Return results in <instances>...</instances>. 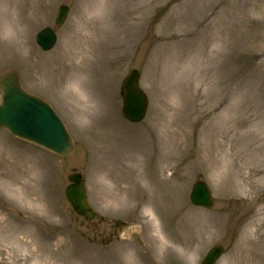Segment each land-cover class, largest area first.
<instances>
[{
	"label": "rangeland",
	"instance_id": "1",
	"mask_svg": "<svg viewBox=\"0 0 264 264\" xmlns=\"http://www.w3.org/2000/svg\"><path fill=\"white\" fill-rule=\"evenodd\" d=\"M35 1L42 4L37 17ZM62 3L71 12L57 28L54 18ZM23 10L32 19L29 27L20 24ZM10 20L16 25L11 29ZM47 26L57 28L59 36L51 53L34 41ZM108 31L115 39L129 35L130 46L118 50L109 75V113L88 100L90 115L84 117L77 109L87 97L63 77V54L79 80L91 79L86 65L97 67L100 61L84 38L99 40ZM55 52L60 62L48 64L44 55L52 59ZM14 68L27 90L57 109L77 151L63 161L38 148L32 152L0 130V263L87 264L81 259L87 252L88 264H201L209 249L223 245L226 253L217 264H264V172L259 171L264 169V121H258L264 98L262 106L256 99L259 88L264 95V0H0V74ZM133 68L141 70L140 84L149 97L142 127L125 123L122 113L121 87ZM99 70L110 72L107 65ZM69 92L79 99H70ZM113 127L128 131L116 138L117 145L135 149L143 141L151 145L148 154L119 151L109 137L103 142ZM26 155L27 169L10 168ZM73 168L85 174L90 203L108 222H86L73 212L64 193ZM198 180L213 192L211 210L189 200ZM41 189L52 196L57 214L47 212L42 195L36 196L41 192L34 194ZM147 208L164 226L167 246L151 228L143 229L151 219Z\"/></svg>",
	"mask_w": 264,
	"mask_h": 264
},
{
	"label": "water",
	"instance_id": "2",
	"mask_svg": "<svg viewBox=\"0 0 264 264\" xmlns=\"http://www.w3.org/2000/svg\"><path fill=\"white\" fill-rule=\"evenodd\" d=\"M136 78V75L134 77L129 78L127 81V87H128V98H130L131 102L133 101V108L136 104L135 101L138 102L137 93L134 88V79ZM132 104L129 108V113H132L133 110ZM32 116L33 121H40L41 123L44 122L43 125L46 128V132L49 134L57 129V123L56 120L51 119L50 115L44 110V106L40 105L39 103L35 102L33 98L26 97L21 92H17L16 85H12L10 87V91L5 92V104L0 106V125H7L10 129L14 130V120H23L25 116ZM34 126H38L37 123H34ZM43 130V129H42ZM58 149H60L59 145H56ZM75 187H71L69 189V195L74 202H81L80 195L76 192ZM83 196V194H82ZM84 198V196H83ZM76 205H79L76 203ZM219 249H216L214 253L211 254L209 260H207V264H211L212 261L218 256Z\"/></svg>",
	"mask_w": 264,
	"mask_h": 264
},
{
	"label": "bare ground",
	"instance_id": "3",
	"mask_svg": "<svg viewBox=\"0 0 264 264\" xmlns=\"http://www.w3.org/2000/svg\"><path fill=\"white\" fill-rule=\"evenodd\" d=\"M7 25V28H9V29H11L12 28V25L9 23V24H6ZM84 41H85V45L86 46H89L91 43L92 44H94V42H91V40H88L87 39V37L86 38H84ZM98 48H99V46H98ZM72 66V65H71ZM72 69H76V68H74V67H72ZM78 72H80L81 73V70H79L78 69ZM66 73H63V77L64 76H67V75H65ZM69 75H70V73H69ZM72 78H74L72 81H74L75 79H77V81H78V84L79 85H77V84H75V85H77L79 88H80V90H82V91H84V92H86V94H87V96H88V98L89 99H94V98H97L100 94H101V91H102V86H100V85H98L97 84V82L94 80V79H88V80H85V81H82L81 79L79 80L78 78H77V76L75 75V74H72V76H71V79ZM69 97H70V99H72V98H74L75 100H76V98L77 97H75V96H73V95H70V94H67ZM77 99H79V98H77ZM262 100H263V95H262V90L259 88L258 89V102L260 103H258V105H260V106H262ZM79 102H81L80 103V108H78V112L79 113H81L82 114V116H84V117H87V116H89L90 115V112H89V105H88V103H86V101H84V100H79ZM86 104H87V106L88 107H86ZM82 107H85V109H83ZM96 107L97 108H101V107H103L102 105H99V103H97L96 104ZM257 110H258V106H257ZM258 112V114H259V110L257 111ZM257 114V115H258ZM258 121H259V123H263V121H264V116H260V115H258ZM262 142H263V144H264V136L262 137ZM181 147V146H180ZM260 149L261 150H264V148H262V147H260ZM264 161V160H263ZM260 172H264V169L263 168H261L260 170H259ZM107 176L109 177L110 176V178H112V176H111V174H109L108 175V173H107ZM113 182L115 183V184H118V180H116V179H113ZM116 188V187H115ZM37 192V191H36ZM117 192H119V191H117ZM50 207L48 208V212L50 211ZM147 212L148 213H150V210L147 208ZM154 219H155V221L156 222H158L157 221V219L154 217ZM151 228V233H153V234H155V235H153L155 238H157L158 239V241L160 242V244L162 245V246H166V244H167V237H166V235H165V228H164V226H162V224L161 223H149L148 225H147V227L145 228V231H148L149 229ZM36 235H37V233H36ZM49 243H52V242H49ZM57 244H59V247H61L62 246V244H63V242L61 243V241H57V243H56V245ZM64 245V244H63ZM76 250V249H75ZM76 253H79V251H77ZM89 255V254H88ZM87 255V252L86 253H84V255L83 256H81V259H82V261H84V262H87V264L89 263V256ZM78 257H79V255H78ZM69 258V257H68ZM69 260H75L74 259V255L73 256H71L70 258H69ZM98 262H100L98 259H96ZM74 263V262H73ZM102 263V262H101ZM103 264V263H102Z\"/></svg>",
	"mask_w": 264,
	"mask_h": 264
}]
</instances>
